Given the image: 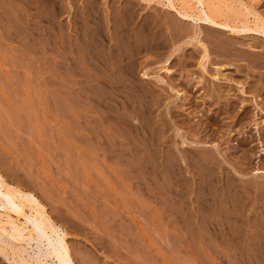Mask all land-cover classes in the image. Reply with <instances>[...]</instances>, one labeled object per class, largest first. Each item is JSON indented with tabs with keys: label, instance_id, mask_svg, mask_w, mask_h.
I'll return each instance as SVG.
<instances>
[{
	"label": "rangeland",
	"instance_id": "obj_1",
	"mask_svg": "<svg viewBox=\"0 0 264 264\" xmlns=\"http://www.w3.org/2000/svg\"><path fill=\"white\" fill-rule=\"evenodd\" d=\"M160 1L53 0L50 3L45 1V5L40 9L52 14L50 17L51 25L44 23L45 25L47 24L46 26L49 25L50 29L46 30V33H42V35L47 34L48 38L46 36V38L42 37L41 32L39 33L40 36L36 34L38 37L33 35L35 37L28 38V31L21 26L24 21V16L18 14L8 0H0V4L5 7L4 11L0 10V14H2L0 15V19H2L0 20V34L2 33L0 35V39L2 40V42L0 40V168L9 179H13L24 187L26 186L25 188L27 190L33 191L47 205L48 211L53 218L69 232V242L71 241L70 244L76 255V260L80 264H256V261L258 264H262L264 263V253L258 251L264 249V227L262 226L263 229L256 228V225L258 222L264 225V178L260 177V174L253 173L252 169L255 167L264 169V129H262L264 125H260L262 127H260L261 130H254V126L252 127L250 123L253 120H259L263 123L264 113L259 112L250 103V96L253 93L247 92L249 94L246 96L245 102L247 105L246 111L248 109L246 112L247 118L241 121L243 115L242 110H240L241 107H239L241 103L239 102L237 107H232L234 106V101H237V97L231 98V104H227V100L224 99L222 100L223 104L219 105L215 103L217 98L216 93L218 90H221L218 88H222V90L225 88L224 90H226V88L231 87V92H236L238 90L237 84L234 82H230L234 84H229L228 81L224 80L212 82L210 77H208L209 75L203 73L197 63L198 58H200L199 54L201 53L200 46H193L194 49H192L195 57L189 60L191 62L186 61L187 65L184 69L178 64L187 59L185 55L188 52L182 49L174 55V57L176 56L174 59L178 61L174 62L175 65H168L174 71L171 78L164 70L165 65L162 59L165 57V53H163V57V54L161 55L159 51H151V53L143 47L142 53L137 55L136 58L139 62H135L134 72H136L134 76L137 77V80L144 79L141 74L147 69V72L153 73L152 75L154 76L149 78L148 81H154L155 76L159 75L164 79L166 78L165 80L169 84L183 82L187 87H190L182 89L185 92L182 98L161 103L157 106V101L155 100H158V97L156 96L160 97L163 94V101H167L166 99H169V96L175 94L174 91L169 89L168 84L161 88V86H154L153 83H143L150 90V94L154 93L149 95L146 100L151 102L148 104L150 105L148 108L151 110L150 124L155 128L152 138L155 140L158 138L154 144L155 151L159 149L156 152L154 151V154L158 152L156 157L155 155H150L151 158L149 154L144 152L142 154L138 150L129 151L126 148L127 145L123 143L125 141L122 138L124 134L123 129L118 124L117 126L113 120L108 119V121H105L101 119L100 114L103 111L105 113L108 111L107 114L120 111L118 113L133 116L134 121H136L135 118L138 115H144L143 110H141V100L139 99L145 98L139 97L134 105H125L127 108L123 105L124 108H121L122 106L116 105V103L108 104L109 101L105 100L112 93V86L126 80L121 69L115 66L108 67V62L110 63L114 54L112 56L106 48L105 43L107 47L109 41L115 45L114 38L112 37L117 18V21H119L124 16H133L132 24L130 23L129 26V30L132 32L131 34L135 37H132V40H134L133 43L138 41V36L136 37V35L140 32L145 20L151 21L153 29L158 27V31L164 35L162 41L163 43H167L165 44L167 45L166 50L168 51L170 50L169 43L171 42L169 40L177 33V28L173 29V26L180 24L179 28L181 30L190 28V24L178 21L176 13L166 6L167 0ZM245 1L254 3L253 6L256 10H264V0ZM175 2L179 6L182 1L175 0ZM91 7L95 9V15L101 19V27L107 37V41L103 42V47L104 45L105 47H101L104 53L102 64L96 67H93L91 64L88 53L84 54L85 46L82 41V35L76 29L78 25L83 26L85 24V19H91L85 15L86 10L88 8L91 9ZM133 11L137 13L134 14ZM107 17L108 19H106ZM76 18L77 20H75ZM103 18L108 21H105ZM17 22L20 23L18 24ZM107 22H110V24ZM163 22L168 24L165 25ZM12 23L16 27L12 26ZM73 23L74 25H72ZM87 25L89 28L91 23L87 22ZM169 26H172V28ZM170 32H172V35ZM77 33L79 36L75 37ZM201 35L205 43L208 42L209 44L210 42L211 47L214 46V50H219L220 45L216 35H212L215 38L210 37L205 31ZM76 39L78 40L75 41ZM47 40L50 42L46 43ZM71 45L74 47V52L68 56L67 53H69V47ZM51 47L52 49H49ZM184 53L186 54L184 55ZM58 55L63 56L65 59H59ZM160 55L162 58L159 57ZM66 58L68 59L67 61ZM157 58L158 61H156ZM144 59H146V62ZM211 60L212 64L218 65V67H229L230 65L231 68L234 67V70H236L235 68L241 69L242 71L238 73L235 82L240 80L243 83L253 82L256 84L260 75V72L251 68L246 61H230V59H225V57L221 56L218 57L213 53L211 54ZM232 63L236 67L232 66ZM99 72L103 73V79L97 78L100 76L97 75ZM246 73L248 78H246ZM194 76H199L200 79L202 78L198 86V93L193 92L195 87H192L188 83ZM164 94L168 95L165 97ZM258 96L261 97L260 94ZM120 97L118 96L117 98L120 99ZM98 101L102 103L105 101L107 107L102 108L101 104H98ZM259 104H264V101H259ZM129 106L133 108L131 109ZM207 106L208 108H206ZM130 109L134 110L131 111ZM257 111L259 113L258 116ZM88 112L91 114H88ZM173 112H179L180 116L187 118L185 123L188 124L181 125L180 121L176 120V114ZM171 114L174 116L172 117ZM211 114L216 118L215 123L210 118ZM156 120L157 122H155ZM176 124H179L180 127L177 129L179 131L182 130L177 134H185L188 137L187 139H190L188 136L190 133H196L201 134L200 137L203 140L209 139V141H214L218 144L216 147H212L211 145L210 147L212 148H209V151L206 150V154L214 156L215 159V164L211 168L214 172L216 171L214 178L217 177L216 179L218 180L215 179L216 183L214 181V185L218 187L219 191L223 190L221 192L225 191L221 182H227L228 180L232 183V186L235 185L234 187H236V190L241 195L240 207H243V205L247 206L244 207L245 209H240V211L234 209L236 214H242V218L239 215L240 221L238 220V223L233 222L232 224L234 226L235 224L241 226L243 230L242 234L244 235L247 233L256 234L255 240H260L258 243L262 246L254 244L253 239L249 241L250 243L253 242L252 246L246 242L236 241L235 243L234 241H227L222 237L213 238L208 233L209 228H206L209 227L208 224H210L211 217L209 215V218L207 216L208 214L202 213L197 208L195 195L192 191V185H194L193 183L196 179L193 173L197 170L195 165H193V161L191 162L187 158L185 162L183 161L181 152L187 150V147H191V144L181 146L182 144L179 142L180 137L177 134L175 136L173 129H171L173 126L176 128ZM243 124L244 126H242ZM104 125L105 127H103ZM199 130L201 133L198 132ZM93 133L95 134L93 135ZM99 135L102 138L103 146L96 142L100 138ZM162 138L166 139V143H162ZM120 140H123L122 143L119 142ZM121 144L125 146H121ZM201 147L206 146L202 145ZM99 148H103L104 154H102L103 150ZM167 151L174 153L182 167L185 166L189 170L186 172L185 179L187 181L185 179V182L182 181L185 184V188H183L184 185L180 188L184 190L179 191L180 193L176 194V198L171 193L168 195L167 185L169 184V180L167 182V179L169 177L165 171L169 162ZM134 152L138 154V156L135 154L137 158L134 156ZM187 152L189 151L187 150ZM91 153H93L92 158L90 157ZM96 153H99V155ZM242 153H245L246 160H240L243 155ZM147 156L150 158L147 159ZM160 158L162 159L160 160ZM150 159L151 162L153 161L152 164H147V161L149 160L150 162ZM132 162H135L139 166L135 163L132 166ZM143 162L146 164L144 165ZM140 164L143 166H140ZM192 167L194 170H192ZM161 169H164L163 173ZM243 170H246L245 173H243ZM247 171L250 172L248 173ZM222 176L224 178L226 176L228 177L224 179ZM219 205L221 204L218 202L212 207L215 209L213 210L211 208L210 212L212 214L218 212L223 214L224 209L218 208ZM229 212L231 213V211ZM172 229L173 231H171ZM251 230L253 231L251 232ZM221 241L224 242L222 243ZM201 244L204 245L202 246ZM248 246L250 249H248ZM203 248L207 249L206 252ZM255 251L259 254H256Z\"/></svg>",
	"mask_w": 264,
	"mask_h": 264
},
{
	"label": "bare ground",
	"instance_id": "obj_2",
	"mask_svg": "<svg viewBox=\"0 0 264 264\" xmlns=\"http://www.w3.org/2000/svg\"><path fill=\"white\" fill-rule=\"evenodd\" d=\"M45 1H47L48 3L53 2V0H8V2L12 4V6L16 10V12L18 14H22L24 16V21L22 22L21 26L25 30L28 31V38L29 37H35L33 35H36V34L38 35L40 32H41V35H42V33H44V32L46 33V30H49L50 29L49 28V25H51V22H50L51 19H50V17L52 16V14L50 12H45V10H41L40 9L43 5H45ZM150 1H152V0H150ZM181 1H182L181 4L178 6L177 3L175 2V0H167L166 6L168 8H170V9H172L176 13V15H177L176 18L178 19V21L183 22V23H186V24H190V28L181 30L179 28L180 27L179 26L180 25L179 23H178L179 25H177V26L174 25L173 26V29H176L177 28L176 29L177 33H175L172 36L171 40H169V41H171L169 43V49H170L169 51L166 50L167 49V45H166L167 43L165 42L166 43L165 44L162 41L164 35L158 31V29H157L158 27L155 28V29H153V25H152L151 21H148L147 19L145 20V22H144L143 25L141 24L142 25V28H141V30L139 29L140 32L137 31V32H139L138 35H136V37L138 36V39H137L138 41L136 40L137 42L136 43H133L134 42V40H132L133 35L131 34L132 32H130V30H129L130 23L132 22V19H133L132 18L133 17L132 15L131 16H129V15L124 16V15L118 14V15H121V16H124V17L122 19H120L119 21H117L118 20V18H117V20L115 21L114 34H113V37H112V38H114L115 45H113L111 43V41H109L108 47H107V44L105 43L106 48L110 51V53L112 54V56L114 54L113 59L110 61V63L108 62V67L109 66H111V67L115 66L116 68L121 69L123 71L124 78H126V80L124 79L125 80L124 82H122V83H116L114 86H112V88H111V92L112 93H110L108 96L106 95L107 96V99H105V100L109 101L108 104H110V103H116V105L118 104L119 106H122V105L123 106H125V105L132 106L139 99V97L145 98V99H139V100H141V107H142L141 110H143L144 115L143 116L138 115V117L136 115V117H137V118H135L136 121H134V117L131 116V115H129V114L128 115H124V114L118 113L120 111L115 112L114 110H112V111H114L113 114H107L108 111L106 113H105V111H103V113H105V114H103V113L100 114L102 120H105V121H108V119L113 120V121L116 122V125L118 124L123 129V131H124L123 133L124 134H123L122 138L125 140L123 143H125L127 145L126 148H128L129 151L130 150H132V151L138 150L141 153L144 152V153L149 154V156L150 155L151 156L155 155V157H156V154L158 152L156 154H154V153L159 150V149H156V151H155V149H154V144H155V142L157 141L158 138H156V140L152 138L153 137V133L155 132L154 131L155 128L152 127L151 124H150L151 123V121H150V119H151V117H150L151 116V114H150L151 113V110H150V108H148L150 106V105H148L150 101L148 102V100H146L149 95H152L154 93L150 94V90H148V87H146L145 84L146 83H150V84L153 83L154 86L155 85L156 86H159V87L161 86V88L164 87V85L168 84L169 89L172 90V91H174V93H175L174 95L169 96V99H166L167 101H163V96H162L163 94L161 93L162 90L160 89L161 90L160 93L162 95H160V97L159 96H156V97H158V100L157 99L155 100V101H157L156 102L157 106H159L161 103H167L169 101H174V100H178V98H182L183 94H185V92L182 89L183 88L184 89L185 88H190V87H187L185 85V83H183V82H176V83L169 84L167 82V80H165L166 78L164 79L163 77H160L159 75L158 76H155L154 81H148L149 78H152L154 76L152 75L153 73L151 74V73H148L147 72L146 67H145L146 71H144L143 73L141 72L142 73L141 76H143L142 78H144V79H142V80L141 79H138L137 80V77L134 76V73L136 72V71L134 72V70H135V62L138 61V59L136 60L137 55L141 54L142 53V50L144 48L148 52L149 51L150 52L151 51H153V52L154 51H159L161 53V55L163 53H165V57H164V54L162 55L164 57L162 59L164 65H165L164 70H165V73L168 74V76L171 78V76L173 75L174 71L171 70L169 66L170 65H173L174 62L176 61V59H174L176 56L174 57V55L177 54L182 49L185 50V52H188L187 54L184 53V55L186 54L185 57L187 59L184 62H182V63L181 62L180 63L178 62L179 63L178 65H180V67L184 69L186 67V65H187V62L186 61L187 60L189 61L191 58H194L195 57V55L193 53V49H194L193 46H196V47L197 46H200L201 47V53L200 54L198 53L200 55V58H198L199 60H198L197 63L201 67L203 73L208 74L209 75L208 77H210V79H211L212 82L217 81V80L218 81L224 80V81H228L229 84H234V83L237 84V89L238 90L236 92L235 91L234 92H231L232 91L231 87H228V89L226 88V90H224L225 88L223 90H222V88H218V89H221V90H218L217 93H216L217 98H216V102L215 103L216 104H219V105L220 104H223L222 103V100L224 99V100H227V104H229L230 101L232 100L231 98H234V97L236 98L237 97V99H236L237 101H234L233 100L235 103L233 102L234 103V106H232V107H237L239 105V102L241 103L239 105V107H241L240 110H242V114H243L241 121H244L245 118H247V113L246 112L248 111V109L246 111V108H247V105L245 103L246 102V96L249 95L247 92H251L253 94H251V96H250V98H251L250 103L252 105H254V107H256L259 112L264 113V104H262V105L259 104V101H264V10L263 9L260 10V11L259 10H256L254 8V6H253L254 3H248L245 0H181ZM159 2H161V1L159 0ZM163 6H164V4H163ZM92 7H93V5H92ZM92 7H91V9L88 8L86 10V12H85V15L87 17H90L91 19H88V20L85 19V22H84L85 24H83V26L82 25H78L76 27V29L82 35V41H83L84 46H85L84 54L88 53V58H90L91 64L93 65V67H96V66L102 64V60H103L102 57H104V53L102 52L103 49H101V47L102 48L105 47V45L103 47V42L107 41V37L103 33V29L101 27L102 26L101 19H99L95 15L96 14V11ZM124 9H125V7H124ZM0 10H3V11L5 10V7H3V5H1V4H0ZM72 13H74V12H72ZM136 13L134 12V14H136ZM0 15H2V14H0ZM15 16H17V15H15ZM106 19H108V17ZM0 20H2V19H0ZM75 20H77V18ZM78 20L80 21V19H78ZM105 21H108V20H105ZM87 22L88 23L89 22L91 23V26L89 28H88ZM44 23H47L49 25L46 26L47 24L45 25ZM107 23L110 24V22H107ZM12 24H13L12 26H15L14 23H12ZM167 24H165V25H167ZM72 25H74V23ZM4 26H5V24H4ZM12 26H11V28H13ZM18 27H17V29H18ZM169 27L172 28V26H169ZM106 28H104V29H106ZM203 28H204V30H203ZM8 29H9V27H8ZM25 30H23V31H25ZM1 31H3V30H1ZM203 31H205L206 34H208L210 37H214L212 35H216V37L218 39V42H219V45H220L219 50H214L213 49L214 46L212 45L213 47H211L210 42L208 44V42L205 43L202 40L203 36L201 35V33H203ZM137 32H135V33H137ZM170 34L172 35V32H170ZM38 36H40V34ZM45 36L47 37V34L42 35V37L46 38ZM78 36H79V34L77 33L75 37H78ZM220 36H221V38H220ZM72 38H74V37H72ZM133 38H135V37H133ZM6 40H7V38H6ZM32 40L33 39L31 38V41ZM77 40L78 39H76L75 41H77ZM109 40H110V38H109ZM42 41H44V40H42ZM1 42H2V40H1ZM4 42H5V40H4ZM49 42L47 40L46 43H49ZM218 42L216 41L217 44H218ZM5 43H7V42H5ZM46 43H44V44H46ZM3 45H5V44H3ZM24 45H27V44H24ZM216 47H219V46H216ZM26 48H27V46H26ZM49 49H52V47L49 48ZM166 51H168V52H166ZM73 52H74V47H72V45H71V47H69V53H67V55L69 56V54H73ZM59 53H61V52H59ZM160 53H158V54H160ZM212 53L214 55L218 56V57L221 56V57H225V59H230V61H236V62L246 61V62H248V64L250 65L251 68L256 69L257 71L260 72V75H259V77H258V79L256 81V84H254L253 82L252 83L251 82H244L243 83V82H240V80L239 81L236 80L238 82H235V78L238 77V73H240L242 70L239 69V68H235L236 70H234V67L231 68L230 65H229V67H226V66H219L218 67V65L212 64V60H211V54ZM48 54H49V52H48ZM155 55H157V54H155ZM161 55L159 57H161ZM58 57H59V59L64 58L63 56H60V55H58ZM156 57H158V55ZM67 60L68 59L66 58V61ZM144 60L146 62V59H144ZM69 61H72V60H69ZM140 61H141V59H140ZM156 61H158V58H157ZM153 62H155V61H153ZM189 62H191V61H189ZM232 64H233L232 66H235L236 67V65L234 63H232ZM74 65H76V64H74ZM160 65H162V64H160ZM9 66H10V64H9ZM171 67H173V66H171ZM141 68H142V66H141ZM213 68H215V69H213ZM244 68H242V69L244 70ZM104 69H106V68H104ZM164 70H163V72H164ZM105 72H107V71H105ZM76 73H78V72H76ZM247 73H246V78H248ZM102 74L103 73L99 72L97 75H100V76H98L97 78L103 79L104 76H102ZM185 74H186V72H185ZM118 76H120V75H118ZM168 76L166 75V77H168ZM112 78H114V77H112ZM201 79H200L199 76H194L193 79L188 82L189 84H191L192 87H195V89L193 90V92H197V90L199 89L198 86H199L200 82L202 81ZM230 82H234V83H230ZM143 83H145V84H143ZM206 86H207V84H206ZM231 86H233V85H231ZM234 90H235V88H234ZM213 91H216V90H213ZM151 92H152V90H151ZM258 94H260L261 97H259ZM167 95L164 94L165 97ZM239 95H240V97H239ZM83 96H87V95H83ZM118 96H121L122 98L120 97V99H119V98H117ZM257 96L259 97V100H258V97ZM179 101H180V99H179ZM98 104H101V107L102 108L107 107V103L105 101L103 103L100 102V101H98ZM114 105H113V107H114ZM119 106H116V107H119ZM123 106L121 108H124ZM206 108H208V106ZM115 109H118V108H115ZM133 110H131V111H133ZM141 110H140V112H141ZM126 111H127V109H126ZM212 111H214V110H212ZM258 111H257V116L259 114ZM173 113H175V112H173ZM88 114H91V113L88 112ZM175 114H176L175 115L176 120H179L181 125L188 124V123H185V120L187 118L180 116V113L179 112H176ZM220 114H221V112H220ZM169 115H170V113H169ZM171 116H172V114H171ZM210 116H211L210 117L211 120L215 123L216 118H214L212 114ZM221 117H222V115H221ZM211 120H210V122H211ZM155 122H157V120ZM213 122H211V123H213ZM92 123H93V120H92ZM95 123H98V122H95ZM262 124L264 125V120H263V123L261 121H259V120H253V122L250 123V125L252 127L254 126L253 127L254 130L255 129H258V130L260 129L261 130L262 127L260 125H262ZM94 125H96V124H94ZM100 125H101V122H100ZM107 125H109V124H107ZM113 126H115V125H113ZM242 126H244V124ZM103 127H105V125ZM177 128H180L179 127V124H176V128L174 126L171 128V129H173V132H174V135L175 136H176L177 133H179L180 131H182V130L179 131V129H177ZM181 129H184V128H181ZM226 129H228V128L226 127ZM262 129H264V128H262ZM107 132H109V131H107ZM198 132L201 133L200 130ZM228 133L230 134V132H228ZM94 134L95 133H93V135ZM229 134H227V135L229 136ZM200 135L199 134H196V133L195 134L190 133V135H188L190 139H187L188 138L187 135L181 134V133L180 134H177V136L180 137L179 142H180V144H182L181 145L182 147L184 145L191 144V147H187V150L189 152H187V150H183V149H181V150H183L181 152H182V156H183V161L185 162L186 161V158L188 160H191V162L193 161L194 164L193 163L192 164L195 165V168L197 170L196 172L193 171L194 172L193 174H195L196 179H195V182L193 183L194 185H192V191H193V193L195 195V202H196L197 208H199L200 211H202V213H206V215L208 214L207 215L208 217H209V215L211 217L210 224H208L209 227L206 228V229L209 228L208 233H210L213 238H215V237H222V238H224L227 241H234L235 243H236V241L237 242H246L248 245H252V246H253V242H251L252 243L251 244L249 241L250 240L252 241V239H253L254 242H255L254 244L260 245V243H258V242H260V240H255V235L256 234L253 235V233L252 234L250 233L251 234L250 235L249 233H247L246 235H244V234H242V231L243 230H242V227L241 226L236 225V224L234 226L232 224L233 222H237L238 223L239 215H240V217L242 215V214H236V211L234 209H238L240 211V209L241 210L242 209H245L244 207H246L247 205L246 206L243 205V207L242 206L240 207V205H239L240 200H241L240 199V196L241 195L239 194L240 192H238L236 190V187H234L235 186L234 184H233L234 186H232V183L230 181L227 180V182H221V185L225 189L224 192H221V191H223V190H221L222 187L220 189L221 191H219L218 187L216 185H214V181L216 183V180H218V179H216L217 177L214 178L216 171L214 172L212 170V168H211L212 165L215 164V159H214V156H212L210 154H206V150L209 151L210 150L209 148L216 147V146H218V144L216 142H214V141H209V139L208 140H206V139L203 140L200 137ZM261 136H259V137H261ZM99 137H100V135H99ZM117 137H119V136H117ZM93 138H95V137H93ZM115 138H116V136H115ZM168 138H170V137L168 136ZM166 139H167V137H166ZM166 139L165 138H162L161 139L162 143L165 142ZM210 140H211V138H210ZM122 141L120 140L119 142L122 143ZM168 141H169V139H168ZM96 142H98V144L102 145V138L100 137L99 139H97ZM157 144H158V142H157ZM122 145L123 144H121V146ZM200 145L201 146L204 145L206 147H201ZM211 145H212V147H210ZM123 146H125V145H123ZM99 149L103 150V148H99ZM92 150H90V151H92ZM177 150H178V148H177ZM77 152H78V149H77ZM167 152H168V157H169L168 158V161L169 162H168V165H167V169L165 171L167 172V176L169 177L167 179V182L169 180V184L167 185L168 186V192L169 193L167 191L166 192L168 193V195L171 193V195L176 198V194L177 193H180L179 191H182V189L185 188V184H183L182 181L185 182V180H186L185 179L186 178V172L189 171V170H187L185 166L182 167V165L179 163V160L177 159V157H176V155L174 153H171L170 151H167ZM102 154H104V150H103ZM133 154H134L135 157H136V155L138 156V154H136L135 152ZM133 154H132V156H133ZM159 154H160V151H159ZM212 154H214V153H212ZM242 154H241L242 156H241V159L240 160H242V161L243 160H246V157L244 155L245 153H242ZM92 155H93V153H91V156H90L91 158H92ZM97 155H99V153ZM149 156H147V159H149L151 157V156L150 157ZM161 159L162 158H160V160ZM134 161L136 162V160H134ZM135 162H132V166H133V163H135ZM144 162H143V164L145 165L146 163H144ZM152 162H151V159H150V162L148 160L147 161V164L148 163L149 164H152ZM165 162H167V161H165ZM135 164H134V166H135ZM141 165L142 164H140V166ZM137 166H139V165H137ZM161 166H159V167H161ZM239 166H241V165H239ZM150 167H148V168H150ZM132 168H134V167H132ZM148 168H147V170H148ZM128 169H129V167H128ZM163 170H162V173H163ZM192 170H194L193 167H192ZM246 170H243V173H245ZM249 170H251V169H249ZM241 171H242V169H241ZM252 172L253 173H256V174H260V177H263L264 178V169H262L260 167H255L254 169H252ZM193 174H192V176H193ZM139 177H141V176L139 175ZM226 177H228V176H226ZM141 178L143 179V177H141ZM222 178H224V177L222 176ZM183 185H184V187H183ZM25 187L22 184H20L18 182H15L13 179H9L5 175V173L1 170V168H0V264H80L76 260V255H75V253H74V251H73V249L71 247V244H70L71 241L69 242V232H67V230L53 218V216L48 211L47 205L44 204V202L33 191L27 190V188H25ZM181 187H183V188L180 189ZM251 197H252V195H251ZM173 200H174V198H173ZM218 202L221 204V205H219L218 208L224 209L223 210L224 212H223V214H221L219 212L218 213H215V214H212L210 212V209L212 207H214ZM216 208H217V206H216ZM212 209L214 210L215 208H212ZM261 209H262V207H261ZM229 211H231V213ZM242 212H244V211H242ZM256 212H257V210H256ZM169 214H170V212H169ZM199 216H200V214H199ZM262 216H263V214H262ZM175 218H177V217H175ZM206 220H208V219H206ZM255 220H257V219H255ZM203 226H205V225H203ZM262 226L264 227V225H262L261 222H258L257 225H256V228L259 227V228L263 229ZM248 228H250V227H248ZM173 229L171 231H173ZM253 230H251V232ZM246 232H248V231H246ZM204 236H205V234H204ZM257 238H259V237H257ZM260 246H262V245H260ZM248 249H250L249 246H248ZM204 250L206 252L207 249H204ZM195 251H196V249H195ZM251 252H253V251H251ZM258 252L264 253V249H262L261 251H258ZM258 252H256V254H259ZM252 254H254V253H252ZM256 257H258V256H256ZM254 259H256V258H254ZM256 264H258L257 261H256ZM262 264H264V263H262Z\"/></svg>",
	"mask_w": 264,
	"mask_h": 264
}]
</instances>
